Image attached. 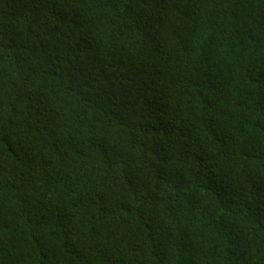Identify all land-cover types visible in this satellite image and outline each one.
Segmentation results:
<instances>
[{"label": "trees", "instance_id": "trees-1", "mask_svg": "<svg viewBox=\"0 0 264 264\" xmlns=\"http://www.w3.org/2000/svg\"><path fill=\"white\" fill-rule=\"evenodd\" d=\"M0 264H264V0H0Z\"/></svg>", "mask_w": 264, "mask_h": 264}]
</instances>
